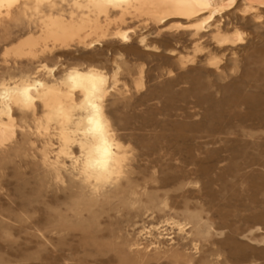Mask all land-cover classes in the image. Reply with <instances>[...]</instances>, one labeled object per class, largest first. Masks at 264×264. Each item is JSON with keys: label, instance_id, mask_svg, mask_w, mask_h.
<instances>
[{"label": "rangeland", "instance_id": "obj_1", "mask_svg": "<svg viewBox=\"0 0 264 264\" xmlns=\"http://www.w3.org/2000/svg\"><path fill=\"white\" fill-rule=\"evenodd\" d=\"M38 29L27 22L9 25L7 31L0 27V82L34 75L44 63L58 68V79L74 66H95L109 76L117 68L101 46L93 50L73 45L69 54L39 59L4 55L7 47ZM241 29L247 40L258 31L248 25ZM259 30L264 36V26ZM184 43L177 49L192 51L191 40ZM260 44L264 47V40ZM160 48L169 55L175 45L170 42ZM152 51L118 55L121 69L113 89L110 79L107 99L113 123L135 155L133 162L147 165L135 168L140 183L137 201L123 196L106 199L111 197L108 191L92 209L80 214L61 209L59 204L67 201L69 190L55 184L47 173L40 140L18 127L17 138L0 149V264H264V255L254 250L263 247L256 240L264 235V54L259 60L237 63L228 58L222 77L190 74L200 82L195 92L203 95V102L194 106L188 103L195 101L190 93L186 104L178 99L168 105L166 98L183 99L181 90L194 86H168L176 73L185 70L174 63V57L165 64ZM197 65L205 66L204 56ZM169 69L176 73L170 75ZM47 72L42 69L37 74L44 77ZM137 80L143 85L138 87ZM226 95H237L240 103L229 107L224 103ZM252 106L256 113L251 112ZM15 115L18 124L24 125L21 112L16 110ZM27 124L34 127L31 118ZM169 135L180 137L177 145L183 148L174 159L160 155L163 149L159 148ZM192 135L198 136L195 142L190 141ZM145 144L159 149L152 155L160 157L158 165L148 163ZM60 218L67 228H55ZM176 222L184 223L185 231ZM201 224L209 225L208 233L201 234ZM230 239L244 244L246 262L228 254Z\"/></svg>", "mask_w": 264, "mask_h": 264}, {"label": "bare ground", "instance_id": "obj_2", "mask_svg": "<svg viewBox=\"0 0 264 264\" xmlns=\"http://www.w3.org/2000/svg\"><path fill=\"white\" fill-rule=\"evenodd\" d=\"M25 22L38 25V32L7 47L5 56L39 59L54 53L69 54L67 50L73 45L93 50L101 46L102 53L111 55L117 63L112 76L95 66L85 69L74 66L58 79L55 78L58 68L44 63L37 66L34 75L0 82V149L17 138L18 127L22 133L36 136L41 142V161L47 173L55 184L69 190V199L61 202L60 208L79 214L84 209H92L108 191L111 197L105 196L106 199L123 196L137 201L140 183L135 168L147 166L133 162L135 155L130 145L123 142L108 109L110 79L113 89L121 69L116 59L122 51L140 56L153 49L152 54L163 59L165 64L168 58L174 57V63L185 71L177 74L169 69V74L176 73L177 77L170 79L168 86L189 83L194 87L190 85L181 90L183 99L171 96L166 102L172 105L183 100L186 104L187 97L192 94L195 101L188 103L194 106L203 102V95L195 92L200 82L190 74L206 72L222 77L226 74L228 58L237 63L259 60L264 54L260 44L264 36L259 30L264 26V0H0V27L4 31L9 25ZM242 25L254 26L258 31L250 33L251 39L247 40ZM186 39L191 40L192 51L182 53L177 47H185ZM170 42L175 48H170L169 55L164 54L160 45L168 47ZM202 56L205 66H198ZM42 69L48 70L47 76L37 74ZM143 72L144 66H141L139 74L142 76ZM136 85L139 87L143 83L137 80ZM226 98L223 100L229 107L240 103L237 95ZM252 109L251 112L256 113L254 107ZM16 110L21 112L24 125L18 124ZM28 118L32 119L33 128L27 124ZM197 138L193 136L190 141L195 142ZM179 141L180 137L169 135L159 148L163 149L160 155L174 159L183 151L177 145ZM147 149L143 154L148 163L158 165L160 157L152 155L159 149ZM185 162L190 164L191 160ZM201 170L205 167L201 166ZM176 224L185 231L184 223ZM208 226L200 225L201 234L209 232ZM61 227L67 228L60 218L55 228ZM230 241L228 254L237 262H246L249 256L244 244L235 239ZM256 242L263 247L254 250L264 255V235Z\"/></svg>", "mask_w": 264, "mask_h": 264}]
</instances>
